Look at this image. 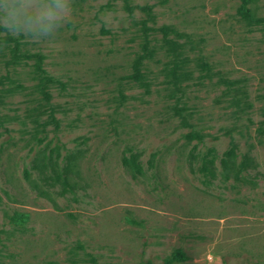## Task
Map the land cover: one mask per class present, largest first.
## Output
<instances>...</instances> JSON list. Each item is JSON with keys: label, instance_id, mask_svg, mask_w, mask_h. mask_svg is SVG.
<instances>
[{"label": "rangeland", "instance_id": "rangeland-1", "mask_svg": "<svg viewBox=\"0 0 264 264\" xmlns=\"http://www.w3.org/2000/svg\"><path fill=\"white\" fill-rule=\"evenodd\" d=\"M198 257L264 264V0H73L53 42L0 29V264Z\"/></svg>", "mask_w": 264, "mask_h": 264}, {"label": "clouds", "instance_id": "clouds-1", "mask_svg": "<svg viewBox=\"0 0 264 264\" xmlns=\"http://www.w3.org/2000/svg\"><path fill=\"white\" fill-rule=\"evenodd\" d=\"M72 11L73 0H0V29L34 43L53 42Z\"/></svg>", "mask_w": 264, "mask_h": 264}, {"label": "trees", "instance_id": "trees-1", "mask_svg": "<svg viewBox=\"0 0 264 264\" xmlns=\"http://www.w3.org/2000/svg\"><path fill=\"white\" fill-rule=\"evenodd\" d=\"M245 3L242 6L241 10H240V16L244 19L247 20L248 23H252V22H262V19L259 18H254V14H252L250 12V10L248 8L245 7ZM254 18L253 21H251ZM250 23V24H251ZM168 47V46H167ZM140 58L134 59L133 61V74H131V78L133 79H137V77H139V72H138V65L140 63ZM186 74H188V71L185 69H181V68H177L176 67V63L174 61H172V66L168 68V71L166 73V77H168V83L173 85V88H180L182 79L181 77L185 76ZM129 78V77H128ZM24 214L21 213H16L12 216L13 220L15 221H22L24 219Z\"/></svg>", "mask_w": 264, "mask_h": 264}]
</instances>
